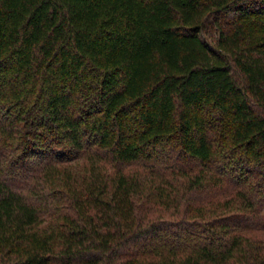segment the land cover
Listing matches in <instances>:
<instances>
[{
  "label": "trees",
  "instance_id": "1",
  "mask_svg": "<svg viewBox=\"0 0 264 264\" xmlns=\"http://www.w3.org/2000/svg\"><path fill=\"white\" fill-rule=\"evenodd\" d=\"M0 264H264V0H0Z\"/></svg>",
  "mask_w": 264,
  "mask_h": 264
}]
</instances>
